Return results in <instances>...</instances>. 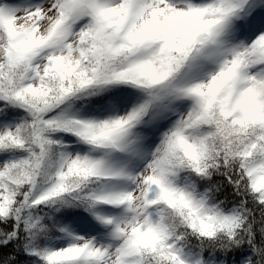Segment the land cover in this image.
<instances>
[{"label":"snow or ice","instance_id":"6c2138e0","mask_svg":"<svg viewBox=\"0 0 264 264\" xmlns=\"http://www.w3.org/2000/svg\"><path fill=\"white\" fill-rule=\"evenodd\" d=\"M0 264H264V0H0Z\"/></svg>","mask_w":264,"mask_h":264}]
</instances>
